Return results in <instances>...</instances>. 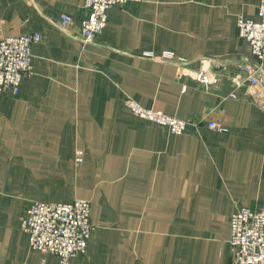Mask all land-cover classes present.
<instances>
[{"label":"crops","instance_id":"0c3cea01","mask_svg":"<svg viewBox=\"0 0 264 264\" xmlns=\"http://www.w3.org/2000/svg\"><path fill=\"white\" fill-rule=\"evenodd\" d=\"M84 3L0 0V39L42 34L34 74L0 92V264H63L30 248L22 222L33 200L78 198L91 202L94 230L68 264H230L232 214L264 203V108L249 88L236 99L229 83L206 92L144 53L250 56L237 19L258 20L259 0L116 5L94 43L77 37ZM64 13L74 19L67 33L57 26ZM128 96L205 120L177 134L135 115Z\"/></svg>","mask_w":264,"mask_h":264},{"label":"built area","instance_id":"2783aa9c","mask_svg":"<svg viewBox=\"0 0 264 264\" xmlns=\"http://www.w3.org/2000/svg\"><path fill=\"white\" fill-rule=\"evenodd\" d=\"M138 1L141 0H85L87 13L80 22V35L77 37L84 42H97L107 26L110 8ZM257 13L258 20L246 19L242 15L237 19L239 35L251 46L250 56L223 58L201 55L189 59L171 50L158 55L148 51L144 56L176 66L179 77H191L197 87L206 92H213L229 83L232 89L229 97L236 99V91L249 88L254 101L264 108V0H259ZM73 20L71 15L64 13L57 26L67 33ZM41 40V32L35 30L0 39V92L18 87L23 77L34 74L32 46ZM195 61H198L197 67H194ZM125 102L138 117L154 121L177 134L196 129L205 120V117L176 118L163 111L146 108L130 96ZM208 127L222 133L228 131L217 120L208 121ZM75 161L83 163V151H77ZM91 212V202L87 199L78 198L70 202L33 200L26 207L22 228L29 234L31 249L44 255L54 254L63 264H68L70 259L87 252L94 230ZM230 245V264H264V203L236 209L231 217Z\"/></svg>","mask_w":264,"mask_h":264}]
</instances>
